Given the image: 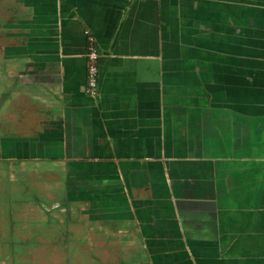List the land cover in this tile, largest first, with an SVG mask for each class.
I'll list each match as a JSON object with an SVG mask.
<instances>
[{"label":"crops","instance_id":"1","mask_svg":"<svg viewBox=\"0 0 264 264\" xmlns=\"http://www.w3.org/2000/svg\"><path fill=\"white\" fill-rule=\"evenodd\" d=\"M1 1L0 129L84 228L142 264H264V0Z\"/></svg>","mask_w":264,"mask_h":264},{"label":"rangeland","instance_id":"2","mask_svg":"<svg viewBox=\"0 0 264 264\" xmlns=\"http://www.w3.org/2000/svg\"><path fill=\"white\" fill-rule=\"evenodd\" d=\"M9 176L0 164V264H128L130 257L129 264H142L131 243L103 235L97 221L84 228L81 212L70 219L68 210L59 214L52 204L41 205L52 200L55 177L31 173L27 183L35 189L15 199L19 190Z\"/></svg>","mask_w":264,"mask_h":264},{"label":"flooded vegetation","instance_id":"3","mask_svg":"<svg viewBox=\"0 0 264 264\" xmlns=\"http://www.w3.org/2000/svg\"><path fill=\"white\" fill-rule=\"evenodd\" d=\"M0 4H3V2H0ZM0 6H2V5H0ZM2 9H3V7H2ZM2 14H3V11H0L1 19H3ZM0 23H1L0 25H2L3 20L0 21ZM85 35L87 37V43H88V52L86 55L87 56V84H88L89 54H90V50H91L90 48L93 46V48H96V50L99 54V56H98V73H100V61L102 58V54H101L100 50L98 49L97 44L95 42V39L91 35V33L89 31H85ZM2 36H3V31L1 29V31H0V50H2V56H0L1 60L4 58V43H3V40L1 38ZM2 78H3V74H2ZM99 79H100V74H99ZM2 85H0V95L4 96L3 95L4 94V88ZM98 87H99V83H98ZM86 91L92 97H96L98 95V92L96 94L92 95L88 91L87 87H86ZM2 105H3V103H2ZM2 107H1V109H2ZM4 130L5 129H3V128L0 129V164L2 165V170L6 171L10 175L9 179H13L10 182H13L14 188L19 190L17 195L14 196V198L15 199H23V196L25 194H31V190L35 189L32 186L29 187V185L27 183L28 179H30L31 173H34L35 175H38L37 177H42V178L46 177L45 176L46 173L50 174L51 175L50 177H55L57 173H55L56 171L49 172V171H45L47 169L43 170V169H37L36 166L34 167V164H35L34 161L26 160L24 158V155L22 153H20V151H17L15 149L18 141H13L9 137H7V135L4 136ZM13 146H15V148ZM31 168H35V169L32 170ZM50 177H48V178H50ZM59 179L64 180L66 182L67 177L64 174V176H60ZM36 180H39V179H36ZM55 180L56 179H54L53 183H55ZM52 194H53L52 200H50V201L44 202V200H42V201L39 200L41 205L52 204V206H53L52 209H56L59 212V214H60V212L65 214L66 211L68 210L69 211L68 217H70V219H73L74 212L71 210V208H69L68 201L64 202V200H68L67 195L63 194L61 197H59L54 192H52ZM56 199H57V201H55ZM39 202H36V203H39ZM65 203H66V205H65ZM141 257H142V260L144 261V257L143 256H141ZM131 258L132 257H130V260L127 262L128 264H129V262L132 263Z\"/></svg>","mask_w":264,"mask_h":264},{"label":"built area","instance_id":"4","mask_svg":"<svg viewBox=\"0 0 264 264\" xmlns=\"http://www.w3.org/2000/svg\"><path fill=\"white\" fill-rule=\"evenodd\" d=\"M90 49L91 50L89 54V66H88L89 78H88L87 89L92 95H94L98 92V83H99L98 56L99 54L96 48H93V46Z\"/></svg>","mask_w":264,"mask_h":264}]
</instances>
